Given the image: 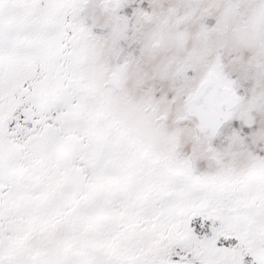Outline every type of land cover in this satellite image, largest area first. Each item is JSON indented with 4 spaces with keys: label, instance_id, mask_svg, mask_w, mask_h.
Instances as JSON below:
<instances>
[{
    "label": "snow or ice",
    "instance_id": "obj_1",
    "mask_svg": "<svg viewBox=\"0 0 264 264\" xmlns=\"http://www.w3.org/2000/svg\"><path fill=\"white\" fill-rule=\"evenodd\" d=\"M0 264H264V0H0Z\"/></svg>",
    "mask_w": 264,
    "mask_h": 264
}]
</instances>
